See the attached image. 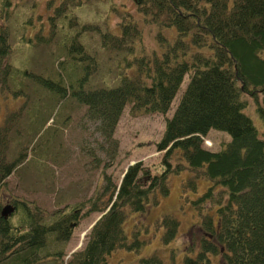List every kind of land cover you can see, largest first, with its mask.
Returning <instances> with one entry per match:
<instances>
[{"label": "trees", "instance_id": "trees-1", "mask_svg": "<svg viewBox=\"0 0 264 264\" xmlns=\"http://www.w3.org/2000/svg\"><path fill=\"white\" fill-rule=\"evenodd\" d=\"M133 1L139 17L126 12L118 34L91 24L79 30L77 22H70L68 30L74 32L61 45L64 55L50 53L51 67L36 73L8 62L13 53L8 25L13 11L8 0H0V89L24 98L0 129V194L63 108H85V120L95 124L112 160L118 147L114 135L126 107L135 117L166 116L188 79L155 144L156 152L163 154L160 174L136 163L127 168L119 186L104 175L105 186L86 204L64 207L49 218L35 203L12 199L9 204L15 211L4 219L0 197V264H107L118 249L137 250L140 243H128L122 230L127 212L143 213L150 204H157L159 197L169 194V178L186 171L192 178L184 188L196 191L198 180L212 186L193 202L202 237L195 257H186L184 264H213V258L220 264H264V134L260 136L244 114L246 97L259 105V96L264 95V0ZM141 21L159 30L155 40L160 51L155 49L151 57L142 48ZM53 29L19 40L31 44L36 40L48 48ZM94 33L105 50L126 52L127 66L136 63L134 72L119 73L115 86L93 84L99 63L81 39ZM138 43L143 56L128 60ZM258 113L264 122V107L258 106ZM22 118L28 120L25 133L18 126ZM211 130L230 137L220 151L203 146ZM11 145L12 152L17 149L13 158L9 157ZM92 214L100 218L84 248L65 261L57 246L67 244L80 220ZM179 226L173 216L161 220L165 244L177 238ZM159 261L154 257L145 262Z\"/></svg>", "mask_w": 264, "mask_h": 264}, {"label": "rangeland", "instance_id": "rangeland-1", "mask_svg": "<svg viewBox=\"0 0 264 264\" xmlns=\"http://www.w3.org/2000/svg\"><path fill=\"white\" fill-rule=\"evenodd\" d=\"M8 2L11 3L13 11L8 21L13 53L8 62L21 70L36 73L51 67L52 59L48 57L50 53L57 57L64 55L61 45L64 44L66 37L74 32L70 30L72 28L68 30L67 25L70 22H77L76 27L79 30L82 25L91 24L98 25L103 31L109 30L118 34L121 17L126 12L137 19L139 17L133 0H8ZM60 19L67 21L68 24L59 22ZM53 25L56 29H53ZM52 29L54 37L48 48L37 45L36 40L33 44L19 40L20 37L35 38L39 33L48 34ZM140 29L143 51L147 57H151L155 49L160 51L155 40L159 30L142 24V21ZM84 35L81 41L89 53L95 54L99 63L93 79L96 87L115 86L119 73L128 74L136 70V63L127 66L123 62L126 52L105 50L96 33ZM142 56L141 45L138 43L134 45V52L128 55L127 59L133 61ZM261 58L264 59V53L261 54ZM55 66L57 65L54 63V68ZM187 80V78L184 80L166 116L135 117L130 113V107H126L114 135L118 147L112 160L107 153L109 145L104 143L96 131L95 124L85 120V108L74 110L63 108L58 115L55 113L53 119L57 121L47 125L45 129L50 126L52 128L44 131L40 142L33 146L36 149L34 153L29 154L28 162L6 180V186L0 194L2 208L9 200H26L35 203L49 218L55 211L64 207L86 204L96 191H101L105 186L104 175L109 176L112 183L119 186L127 168L136 163H142L144 167L151 169L153 174H160L164 170L161 165L163 154L156 152L155 144L161 139L165 120L173 115ZM23 99L21 96L14 98L11 93L0 89V129L9 113L20 109ZM245 100L248 107L244 114L251 119L261 136L264 134V122L260 119L258 106L264 107V95L259 96V105L249 97ZM24 116L25 114L21 115ZM27 123L28 120L22 118L18 125L20 132L25 133ZM21 138L25 140V137ZM228 142L230 137L227 134L211 130L203 140V146L206 150L217 152ZM10 149L9 157L13 158L17 149L12 152L13 145ZM191 178L188 171L172 175L169 178L167 196L159 197L158 203L150 204L143 213L127 212L122 230L128 243L137 240L140 247L131 251L116 250L107 258V264H151L145 261L154 257L160 260V264H184L186 257H195L197 243L202 233L199 229L200 216L193 202L212 185L208 181L198 180L196 191H191L184 188ZM83 213L85 211L80 214ZM165 216H173L180 225L177 238L169 244L163 242V229L159 227ZM99 218L100 215L92 214L81 219L73 231L71 240L65 245L57 246L63 250L65 261L73 253L84 248L87 237ZM47 221L51 223V220ZM193 244L195 247L189 250ZM212 261L213 264H220L218 258H213Z\"/></svg>", "mask_w": 264, "mask_h": 264}, {"label": "water", "instance_id": "water-1", "mask_svg": "<svg viewBox=\"0 0 264 264\" xmlns=\"http://www.w3.org/2000/svg\"><path fill=\"white\" fill-rule=\"evenodd\" d=\"M15 209L11 205L5 206L1 211V217L4 219H8L14 213Z\"/></svg>", "mask_w": 264, "mask_h": 264}, {"label": "flooded vegetation", "instance_id": "flooded-vegetation-1", "mask_svg": "<svg viewBox=\"0 0 264 264\" xmlns=\"http://www.w3.org/2000/svg\"><path fill=\"white\" fill-rule=\"evenodd\" d=\"M7 205H10V204H9V201H7V202L5 203V206H7Z\"/></svg>", "mask_w": 264, "mask_h": 264}]
</instances>
